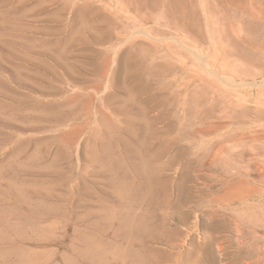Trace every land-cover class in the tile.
<instances>
[{
    "label": "rangeland",
    "instance_id": "374dc122",
    "mask_svg": "<svg viewBox=\"0 0 264 264\" xmlns=\"http://www.w3.org/2000/svg\"><path fill=\"white\" fill-rule=\"evenodd\" d=\"M0 264H264V0H0Z\"/></svg>",
    "mask_w": 264,
    "mask_h": 264
}]
</instances>
